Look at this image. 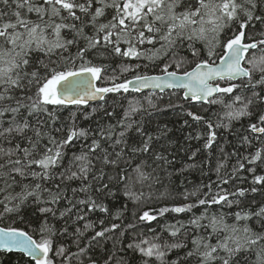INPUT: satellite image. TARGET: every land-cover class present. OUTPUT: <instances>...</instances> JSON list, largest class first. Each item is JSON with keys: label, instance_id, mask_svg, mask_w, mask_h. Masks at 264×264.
Returning a JSON list of instances; mask_svg holds the SVG:
<instances>
[{"label": "snow or ice", "instance_id": "1", "mask_svg": "<svg viewBox=\"0 0 264 264\" xmlns=\"http://www.w3.org/2000/svg\"><path fill=\"white\" fill-rule=\"evenodd\" d=\"M0 6V219L12 216L23 219V212L35 205L33 215L38 216L35 231L40 235L37 240L22 229L0 227V255L18 252L35 264H264V204L255 211L249 208L231 214H210L205 207L204 212L193 215L187 222L198 230L197 234H189L180 221L166 226L170 237H177L182 230L185 236L190 235V239L171 243L160 242L157 236L152 240L132 239L126 247H120L124 232L134 228L133 224L124 226L120 237L107 235L121 229L116 223L95 231V224L87 221L83 228L75 227L70 233L69 227L86 220L79 205H84L88 212H109L107 205L97 203L90 194L86 199H75L77 192L88 194L94 190L115 195L109 184L104 183L103 168L94 171L96 153H100L97 161L119 169L108 180H115L117 185L123 183L124 196L137 202L144 193L137 194L136 185L152 189L163 183L160 172L168 176L171 173L160 164L152 167L147 159L136 162L138 157L151 153L153 142L161 138L146 132L143 119H134L137 115L143 118L151 116L152 111H162L150 97H145L147 107L135 98L129 100L123 117L107 128L73 126L65 139H59L62 129L55 126L59 119L56 112L63 107L86 105L97 98L103 100L108 93H140L148 88H183L185 99L223 104L230 122L251 117L253 107L264 105V27L252 35L247 29H255L257 23L264 25V0H0ZM182 51L203 58L181 77L169 68L173 64L177 69L181 67L186 59L180 55ZM90 56L143 58L152 63L172 57V62L164 63L162 75L138 73L120 83L111 77L110 86L96 87L93 81L102 79L107 66L93 64ZM77 61L81 62L79 68ZM140 67L126 66L123 71H136ZM225 97H230V102L225 103ZM105 115L110 117L112 113ZM188 115L209 129L206 149L216 141L214 129L230 127L191 112ZM118 127L122 130L117 133ZM248 128L258 134L255 138L259 141V134H264V112ZM133 130L140 137L138 146H129V133ZM160 131L166 135V126ZM201 135L198 133L196 138ZM80 139L91 142L82 145L80 154L74 153L68 166H64L65 149ZM109 141L111 152L104 147ZM241 143L251 145V140L244 136ZM118 147L120 150L116 151ZM192 155L195 157L196 153ZM152 159L153 163L160 161L163 165L173 163L162 152H156ZM241 160L249 166L246 168ZM237 163L227 178L219 176L224 165H217L218 186L233 178L246 179L239 175L240 170L252 174L253 185L264 186V174H256V167L264 165V146ZM61 167L64 171L57 177L55 170ZM57 178L61 183L81 182L79 189H71L73 198L68 199L62 210L55 207L67 199L62 195L60 183L55 184V191L45 187ZM204 187L209 190L204 198H199L200 189L184 193V199L197 197L195 204L165 206L157 214H187L198 205L239 206V197L257 191L255 186L231 192L220 188L213 194L211 184ZM229 215L232 223L228 222ZM49 218L63 220L64 227L58 230ZM156 218L144 212L139 220ZM252 220L256 227L250 223ZM103 223L101 220L100 224ZM89 230L94 235L85 238ZM58 235L72 237L71 245L57 243ZM101 239L112 240V250L104 248L102 255L96 257L95 250L103 248ZM71 246L77 251H71ZM174 250L176 258L170 259L168 253ZM121 251L130 255H118Z\"/></svg>", "mask_w": 264, "mask_h": 264}, {"label": "trees", "instance_id": "2", "mask_svg": "<svg viewBox=\"0 0 264 264\" xmlns=\"http://www.w3.org/2000/svg\"><path fill=\"white\" fill-rule=\"evenodd\" d=\"M107 18H111V12L108 13ZM233 27H235V25H233ZM262 27H264V25L257 23L255 29L249 28L247 29V32L249 35H252L253 31L258 33ZM86 31L90 32V29H86ZM257 38L259 37L257 36ZM197 47H200V45L198 44ZM74 51L75 49H73V52ZM180 55L186 57L185 61L181 64L179 69H177L175 64H173V66L169 68L170 71L173 70L179 73L188 72L195 67L200 58H203H194L187 51H182ZM89 59H92L93 64H103L107 66L106 70L102 73V79L97 80L98 87L110 86L112 83L110 79L111 77H115V82L120 83L124 80L132 79L138 73H146L148 75L161 74L163 73L162 69L164 63L172 62V57H169L166 60L156 61L155 63L149 62L143 58L137 59L129 57L120 58L108 56L107 58H102L99 56H90ZM217 61L218 59L216 62ZM137 64L141 66L138 70L130 72L123 71L124 67H134ZM145 65H147V67H145ZM80 66L81 62L77 61L76 68H79ZM34 91L35 89H33V92ZM247 94L250 95V93ZM145 97H150L153 100V103L157 105V108L162 111H152L151 116H143V118L140 115H137L134 119H143L146 132L152 134L153 136H160L161 138L158 141L153 142L151 153L138 157L136 162H139V159H147L148 162L152 164V167H156L157 164H160L161 167L166 168L167 173H171V176L166 175L165 172H160V175L163 177V183L154 185L152 189H149L147 186L141 188L140 185H136L134 190L137 194L142 191L144 196L139 202L130 200L123 194V183L117 185L115 180L109 181L107 178L109 176H116L119 169L113 166H105L97 161L96 156H99L100 153H96L95 156H93V164L95 166L94 171H98L103 168V171L106 173L104 183L109 184V187L112 188L115 195L96 193L94 190H90L88 194L77 192L75 199H86L87 195L90 194L94 199H96L97 203L107 205L109 212L104 213L99 210L88 212L84 205H79V208L82 210V214L86 215V220L77 223L74 227H69L70 233L74 232L75 227L83 228L84 223L91 221L95 224V231L101 230L102 227H110L112 223L120 224V230H114V232L107 234L114 237H120L121 231L124 230V226L133 224L135 225L134 228L124 232L123 243L120 247H126L128 243L132 242V239H136L137 241L141 239L152 240L153 237L157 236L160 237V242L168 241L171 243L178 240L190 239V235L185 236V230H182L177 237H170V231L166 230V226L176 225L177 221H180L185 224L186 231L189 234H197L198 230L193 229L187 224V222L193 217V215L199 216L202 212H204L205 207H207L210 214H231L240 211L241 209L247 210L251 208L252 211H255L256 208L264 204V186L253 185L251 173H248L246 170H240L239 175L246 177V179L241 181L238 178H233L229 180L228 184L218 186V174L216 171L217 165L223 164L224 167L220 169L219 176L227 178L231 175L233 168L238 166V159L244 156H249L254 153L256 149L264 146V134H259L260 139L258 141L255 138L258 134L252 133L248 128V125L250 123H255L258 115L261 112H264V105L253 107L251 109L253 112L251 117H242L239 121L232 120L230 122L226 116L228 109L225 108L223 104L209 105L207 102L201 103L193 100H185L181 91L172 90L165 93H108L102 102L79 106L68 105L59 109L56 112L59 119L55 126L61 128L62 131L58 135V138L65 139L68 130L73 126L96 130L99 127L107 128L108 125H115L117 124V121L123 117L124 111L128 107L129 100L135 98L136 100L145 103V107H147ZM224 99L225 103H228L231 98L225 97ZM94 109L95 111H93ZM105 112L112 113V115L110 117L106 116ZM189 112L202 116L205 120H211L214 124H230V127H220L214 129L216 131V141L213 143L211 148L206 149L204 145L207 142L209 129L203 122L195 121L192 116L188 115ZM72 114H74V116ZM185 121L187 123H185ZM165 126L167 130L166 135H161L160 130ZM121 130L122 129L118 127L117 133ZM198 133L202 134L199 139L196 138ZM244 136H248L249 140H251V145L241 143ZM129 137V146H138L137 142L140 140V137L134 130L129 133ZM90 142V140L84 141L83 139H80L75 141L70 148H66V156L63 161L64 166H68L74 153L77 155L80 154L82 145ZM110 144L111 141L104 144V147H106L109 152L112 151V148L109 146ZM120 147H123V145ZM221 149H223V152ZM119 150L120 148L118 147L116 151ZM156 152H162L169 160L173 161V163L171 165H163L160 161L153 163L152 157ZM194 152L196 153L195 157L192 155ZM234 152L237 153V155H233L232 153ZM241 162L245 161L241 160ZM245 164L247 168L249 165H247L246 162ZM123 166L124 165L121 163V167ZM72 170L76 171L75 166L72 167ZM63 171V167L57 168L55 170L57 177L59 173ZM129 172H131V169H129ZM256 174H264V165H258L256 167ZM88 182H92L91 175L89 176ZM57 183H60L61 189H63L62 195L67 197V199L62 200L55 206L62 210L68 205V199L73 198L71 189H79L81 187V182L66 181L61 183L59 178H57L54 182L46 183L45 187H50L53 191H55V184ZM208 184L212 185L211 192L213 194L218 193L220 188L227 189L231 192L235 191L237 188L251 189L255 186L257 187V191L254 193L248 191L245 193L244 197H239V206L233 204L229 207L223 203L220 205H198L193 208L192 212L187 214L175 212L165 213L164 216H159L157 214L158 210L165 206L171 207L173 205H182L187 203L195 204L197 197L184 199V193L200 189L199 198H204V193L209 191L208 188L204 186ZM16 191H19V188H17ZM150 192L151 197L149 198ZM161 193L164 195L161 196ZM229 199H232V197H229ZM34 211L35 205H31L25 212H23V219L15 216L0 219V225L3 227H16L22 229L32 234L34 239L39 240V232L35 231L38 223V216L33 215ZM144 212H149L150 215H156L157 218L153 221H140L139 217ZM58 216L59 213H57V217ZM227 218L229 223L233 222V218L230 215ZM101 220L104 221L103 225L100 224ZM49 222L54 224L58 230L63 228L65 224L63 220L59 219L49 218ZM250 223L253 227H256L255 220L250 221ZM150 229L153 231H150ZM92 235H94V231L89 230L85 233V238ZM56 240L57 243H66L71 245L72 237H62L58 235ZM84 242H86V239ZM212 242L215 243V240ZM112 243V240L101 239L100 244L103 245V248H97L95 250V256L100 257L104 248L111 251ZM81 246H83V243ZM189 247H191V244H189ZM71 251L76 252V247L71 246ZM118 255L128 256L130 253L121 251ZM180 255H183L182 250L180 251ZM168 256L170 259H175V250L173 252H169ZM136 257H139L138 253L136 254ZM0 264L35 263L31 259L23 256L21 253L13 252L0 255Z\"/></svg>", "mask_w": 264, "mask_h": 264}, {"label": "water", "instance_id": "3", "mask_svg": "<svg viewBox=\"0 0 264 264\" xmlns=\"http://www.w3.org/2000/svg\"><path fill=\"white\" fill-rule=\"evenodd\" d=\"M217 63H219V61L217 62ZM195 68V67H194ZM193 68V69H194ZM192 69V70H193ZM191 70V71H192ZM190 72V71H189ZM163 74V73H162ZM162 74H157V75H162ZM154 75H156V74H154ZM179 75L182 77L183 76V74H180L179 73ZM87 78H90V77H87ZM93 83L95 84V86L96 87H98L97 86V81L95 80V81H93ZM169 90H182L183 91V98H184V92H185V89H183V88H180V89H170V88H165V89H163V90H161V89H152V88H148V89H142V91L140 92V93H143V92H147V91H157V92H160V93H164V92H166V91H169ZM105 96H106V94L104 95V98H105ZM185 99V98H184ZM101 101H103V100H100L99 98H97L96 100H89V102H88V104H93V103H98V102H101ZM200 102H205V101H200ZM0 227H3V226H1L0 225ZM18 253V252H17ZM25 257H27V256H25ZM27 258H29V257H27ZM30 259V258H29Z\"/></svg>", "mask_w": 264, "mask_h": 264}, {"label": "bare ground", "instance_id": "4", "mask_svg": "<svg viewBox=\"0 0 264 264\" xmlns=\"http://www.w3.org/2000/svg\"><path fill=\"white\" fill-rule=\"evenodd\" d=\"M169 91H172V90H169ZM130 92H132V91H130ZM144 93V92H143ZM106 96H107V94H106ZM105 96V97H106ZM104 100V99H103ZM185 100H191V99H185ZM102 102V101H101ZM197 102H200V101H197ZM201 103H206V102H201Z\"/></svg>", "mask_w": 264, "mask_h": 264}]
</instances>
